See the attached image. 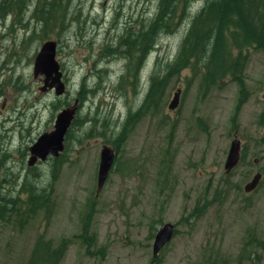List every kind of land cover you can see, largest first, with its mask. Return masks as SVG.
Returning <instances> with one entry per match:
<instances>
[{
    "label": "rangeland",
    "instance_id": "1",
    "mask_svg": "<svg viewBox=\"0 0 264 264\" xmlns=\"http://www.w3.org/2000/svg\"><path fill=\"white\" fill-rule=\"evenodd\" d=\"M157 3L69 0L71 23L49 38L57 42L55 58L64 75L60 96L54 89L41 91L44 76L33 74L34 57L47 38L39 37L31 8L22 19L26 27L11 14L0 16L1 191L15 193L28 167L41 173L36 183L48 184L51 158L27 165L29 146L85 89L82 104L77 100L78 121L64 142L66 161L53 182L51 216L46 220L41 209L24 220L0 221V264H27L39 236L54 246L66 244L58 264H264L258 246L264 244V50H248L241 83L221 72L216 83H203V69H184L170 78L156 109L144 105L150 76L165 74L190 18L159 36L136 83L126 82L130 76L122 80L126 58L115 54V46L126 28L150 22ZM201 3L194 1L191 14ZM179 88V103L169 109ZM127 114L137 119L115 146L112 139ZM238 139L242 158L226 169L231 142ZM105 146L116 156L98 190ZM257 170L260 184L247 195L244 185ZM168 222L175 232L154 256L156 234ZM252 250L256 256L248 254Z\"/></svg>",
    "mask_w": 264,
    "mask_h": 264
},
{
    "label": "trees",
    "instance_id": "2",
    "mask_svg": "<svg viewBox=\"0 0 264 264\" xmlns=\"http://www.w3.org/2000/svg\"><path fill=\"white\" fill-rule=\"evenodd\" d=\"M194 1L158 0L157 10L147 25L141 23L138 29L126 28L119 36L115 46L120 47L119 51L111 48V45L105 47L108 51L115 50L117 55L123 53L126 64L122 80L125 81L130 76L133 79L126 82L136 83L138 71L148 52L155 48L159 36L162 33H173L183 20L190 18L173 61L166 65L165 74L154 72L150 76L144 105L148 104L156 109L164 97L170 78L175 74L179 75L184 69H203V83H216L215 74L219 72L230 74L232 79L241 83L248 50L251 47L264 50V0H202L199 8L191 14ZM29 8V18L40 24V38L48 40L50 37H59L71 23V18L67 17L69 0H0V16L11 14L13 21L16 20L23 27L28 23L22 19ZM82 83L85 81L82 80ZM84 92L85 89L83 93L76 92L80 105L85 98ZM136 116H125L119 133L112 139L113 145L118 146L137 119ZM77 118L78 115L65 136L66 142ZM66 147L64 145L58 157L51 158L47 185L36 183L42 175L36 167H28L22 181L17 183L19 186L15 193L13 189L0 190V221L11 223L18 217L24 220L41 209L45 212L46 220H49L54 206L51 200L53 182L66 161L63 157ZM19 225H22L21 221ZM258 246H262L264 250L262 242ZM65 249L64 242L54 246L51 240L39 236L34 242L27 264H58ZM254 252L255 250L248 251V254L256 256Z\"/></svg>",
    "mask_w": 264,
    "mask_h": 264
},
{
    "label": "water",
    "instance_id": "3",
    "mask_svg": "<svg viewBox=\"0 0 264 264\" xmlns=\"http://www.w3.org/2000/svg\"><path fill=\"white\" fill-rule=\"evenodd\" d=\"M57 52L56 40L48 39L42 43L37 54L34 57L33 74L36 77L38 74L44 76L43 89L54 88L57 96L62 95L65 91V84L62 80L63 73L60 70V63L55 58ZM48 84V85H47ZM48 86V87H46ZM181 89H177L173 94V99L168 105L169 109L176 108L179 103ZM77 103L71 106L60 109L55 118L53 128L50 131L41 133L36 140L29 146L28 165H33L37 159L45 160L47 155L58 157L64 149L65 136L75 118ZM239 141L231 142L227 160L225 163L226 169H230L239 161ZM115 152L105 146L100 151V159L97 175V189L100 190L104 185L109 171L113 165ZM261 179V173H256L252 179L244 185V190L249 192L255 189ZM175 232L174 225L166 223L157 232L154 245L153 254L157 256L159 251L171 240Z\"/></svg>",
    "mask_w": 264,
    "mask_h": 264
},
{
    "label": "flooded vegetation",
    "instance_id": "4",
    "mask_svg": "<svg viewBox=\"0 0 264 264\" xmlns=\"http://www.w3.org/2000/svg\"><path fill=\"white\" fill-rule=\"evenodd\" d=\"M63 76H64V75H63ZM63 76H62V80H64ZM43 79H44V78H43ZM42 84H44V83H42ZM47 85H48V84H47ZM42 86H43V85H42ZM42 86L40 87L41 91H46V90H48L47 88H46V89H43ZM46 87H48V86H46ZM52 89H54V88H52ZM1 93H2V89L0 88V94H1ZM75 102L77 103L78 101L76 100ZM77 105H78V103H77ZM58 109H59V108H58ZM58 109H57V110H58ZM60 109H61V108H60ZM53 123H54V122H53ZM233 141H234V140H233ZM237 141H239V143H240V144H239V147H240V149H239V157H240L239 160H240V159L242 158V150H243V149H242V146H241V141H240L239 139H238ZM47 156H48V155H47ZM47 156H46V157H47ZM49 156H50V155H49ZM58 156H59V155H58ZM115 156H116V154H115ZM52 157H53V156H50L49 158H52ZM45 160H46V158H45ZM255 161H256V160H255ZM257 162H258V161H256V163H257ZM258 172L261 173V176H262V172L259 171V170H257L256 173H258ZM259 184H260V181H259L258 185H259ZM258 185H257V187H258ZM257 187H256L255 189H257ZM255 189H253V190H251V191H249V192H246V191H245V194L247 193V195H249L248 193H251V192L254 191ZM159 252H160V251H159ZM158 254H159V253H158Z\"/></svg>",
    "mask_w": 264,
    "mask_h": 264
},
{
    "label": "bare ground",
    "instance_id": "5",
    "mask_svg": "<svg viewBox=\"0 0 264 264\" xmlns=\"http://www.w3.org/2000/svg\"><path fill=\"white\" fill-rule=\"evenodd\" d=\"M70 131V130H69ZM51 156V155H50Z\"/></svg>",
    "mask_w": 264,
    "mask_h": 264
}]
</instances>
